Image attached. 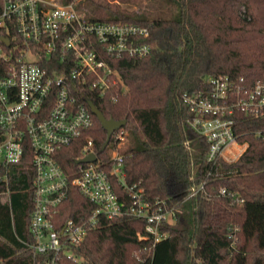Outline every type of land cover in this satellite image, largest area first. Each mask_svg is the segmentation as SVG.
I'll return each instance as SVG.
<instances>
[{
	"label": "trees",
	"instance_id": "16d2710c",
	"mask_svg": "<svg viewBox=\"0 0 264 264\" xmlns=\"http://www.w3.org/2000/svg\"><path fill=\"white\" fill-rule=\"evenodd\" d=\"M81 1L102 13L91 19L145 25L149 36L143 41L151 46L143 57L104 55L118 79L102 95L78 80L70 81L84 89V95L72 94L85 101L91 115L87 134L101 167L108 170L112 159L107 146L101 149L106 131L88 101L105 118L126 121L121 143L126 145L118 150L125 184L141 188L145 199L165 200L177 211L172 222L161 227L167 237L154 245L151 239L137 237L144 230L143 219L101 218L73 247L78 260L63 256L61 264H264V137L252 133L264 127V119L235 112L238 140L246 141L247 147L236 160H221L219 175H209L208 144L188 123L191 112L184 100L208 91V76L242 78L248 85L264 80V0H176V19L132 16L112 5L114 0H77L75 6ZM50 57L56 73L68 76L72 63L60 68L59 57ZM45 60L43 54L41 61ZM83 141L81 137L61 150L59 162L66 172L75 167ZM110 143L111 148L116 146L112 139ZM32 178L26 148L22 160L8 166L6 181L0 179V262L4 264H44L46 259L34 255L29 246ZM203 182L204 189L188 197L191 188ZM112 183L119 196L128 195L118 179L112 177ZM220 187L239 194L243 201L217 195ZM93 208L71 187L56 226L67 218H86Z\"/></svg>",
	"mask_w": 264,
	"mask_h": 264
},
{
	"label": "built area",
	"instance_id": "2783aa9c",
	"mask_svg": "<svg viewBox=\"0 0 264 264\" xmlns=\"http://www.w3.org/2000/svg\"><path fill=\"white\" fill-rule=\"evenodd\" d=\"M75 2L3 0L0 9V179L6 181L8 166L20 162L28 148L33 170L29 246L34 255L46 256L44 264H61L63 256L78 260L73 247L101 218L126 215L143 219L144 230L137 237L151 239L154 245L167 237L161 227L171 223L177 211L165 200L145 199L141 188L125 184L122 156L116 148L125 138L122 127L110 138L116 146L110 151L109 169L101 167L87 134L92 127L91 115L85 101L72 94L84 95V89L70 82L78 80L87 90L104 94L118 79L104 55L145 56L151 51L143 41L149 30L140 23L84 18ZM43 54L46 60L42 62ZM51 55L59 57L60 68L72 63L68 76L56 73ZM206 80L208 91L187 95L184 100L191 112L188 123L208 144V174L217 176L221 160L232 162L247 147L246 141L238 140L235 112L264 119V80L253 85L228 76H208ZM252 133L264 137V127ZM81 137L80 156L72 171L66 172L59 162L60 152ZM89 153H95L94 161L76 163ZM112 177L126 189V197L116 193ZM71 187L94 208L86 218H67L56 226L60 205ZM203 189L204 182L192 187L188 197ZM216 193L243 201L225 187Z\"/></svg>",
	"mask_w": 264,
	"mask_h": 264
},
{
	"label": "rangeland",
	"instance_id": "374dc122",
	"mask_svg": "<svg viewBox=\"0 0 264 264\" xmlns=\"http://www.w3.org/2000/svg\"><path fill=\"white\" fill-rule=\"evenodd\" d=\"M77 1V0H76ZM60 4H68L67 0H58ZM112 5H117L120 9L126 13L137 16L140 18H157V17H166L171 19L178 18L179 7L176 0H114L111 2ZM80 6V7H79ZM76 10L82 15L86 14L89 18H99L102 13L91 11L88 5L85 6V2L81 1L79 5L75 6ZM86 10V13H85ZM88 10V12H87ZM243 11V7L240 8ZM126 141L121 145H117L116 148L119 150V147H124ZM112 144L107 145V151H111ZM235 151V150H233Z\"/></svg>",
	"mask_w": 264,
	"mask_h": 264
},
{
	"label": "water",
	"instance_id": "95a60500",
	"mask_svg": "<svg viewBox=\"0 0 264 264\" xmlns=\"http://www.w3.org/2000/svg\"><path fill=\"white\" fill-rule=\"evenodd\" d=\"M1 41L5 44V45H9V40L5 37L1 38ZM88 105L89 108L91 110V112L96 116V118L98 119L99 123L101 124L102 128L106 131V139L101 147V149L103 150L109 143L110 138L112 133L123 127L126 123V121L123 120H114L112 118H105V116L97 109V107H95L91 101H88ZM96 159V155L95 153H89L88 155L84 156L83 158L79 159L76 161V163L79 162H87V161H94Z\"/></svg>",
	"mask_w": 264,
	"mask_h": 264
}]
</instances>
